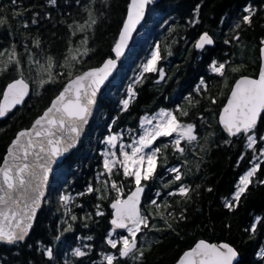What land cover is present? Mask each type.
Returning a JSON list of instances; mask_svg holds the SVG:
<instances>
[{
	"label": "trees",
	"instance_id": "1",
	"mask_svg": "<svg viewBox=\"0 0 264 264\" xmlns=\"http://www.w3.org/2000/svg\"><path fill=\"white\" fill-rule=\"evenodd\" d=\"M129 4L130 0H56L54 5L49 0H0V18L6 21L0 24V52H4L0 67L8 65V70L0 74V93L19 76L33 87L23 105L0 118V165L17 132L31 126L70 78L114 55ZM249 6L254 10L251 24L242 19L248 15L245 9ZM90 14L96 24L81 31V25L90 23ZM206 31L213 36L214 45L196 48V41ZM86 37L85 45L82 41ZM263 43L264 0L152 2L117 74L102 92L80 145L55 168L31 234L24 242H0V264H107L104 254L118 255L121 245L113 249L107 244L113 229L110 202L117 196L110 183H123L122 197L135 185L132 178L123 176L122 170L117 175L114 169L111 177L105 173L102 153L106 137L120 135L116 144L120 153L121 143L132 144L142 134L143 117L178 107L188 113L181 116L177 112L178 119L195 125L197 140H182L183 153L175 150L174 136L156 140L155 146L161 148L156 174L143 182L147 185L143 208L144 215L149 216V227L141 226L136 237L144 255L138 260L132 256L119 258L114 264H175L200 239L231 243L241 255L237 264H263L264 162L238 206L231 210L225 207V198L232 197L240 176L258 162L254 158L264 148V141L259 140L264 135V114L255 129L259 141L255 151L246 147L245 135L232 138L219 123L220 110L235 80L244 74L258 75ZM157 44L163 57L158 67L164 69L166 76L160 80L158 73H144V78L135 84V99L124 111L121 101L127 98L128 86L137 80L141 65ZM86 48L90 50L88 54L80 55ZM13 52L19 65L9 63L8 54ZM74 54L80 62L71 59ZM49 58L53 62L50 69ZM214 60L227 62L224 76L211 71ZM232 68L239 71L233 72ZM49 72L56 82L40 87ZM202 79L206 88L201 85ZM165 144L167 148L163 147ZM173 167L180 169V181L173 182L176 173L168 171ZM105 180L109 181L107 189ZM180 185L190 188L187 196H169ZM89 186L99 192H86ZM66 194L75 197L67 207L60 199ZM152 200L160 205L158 209ZM98 211L103 215H97ZM73 215L76 220L71 219ZM257 217L261 221L256 231H246ZM126 233L115 230L112 238L119 239ZM49 247L54 259L46 255ZM78 247L87 255H73Z\"/></svg>",
	"mask_w": 264,
	"mask_h": 264
},
{
	"label": "snow or ice",
	"instance_id": "2",
	"mask_svg": "<svg viewBox=\"0 0 264 264\" xmlns=\"http://www.w3.org/2000/svg\"><path fill=\"white\" fill-rule=\"evenodd\" d=\"M49 2L54 5L56 0H49ZM151 2L152 0H130L127 17L113 48L116 59L109 57L100 67L90 68L74 78H70L59 95L52 100L50 106L35 120L32 127L21 130L13 140L4 164L0 166V242L14 244L23 241L28 235L36 211L40 207L41 198L44 196V184L48 173L51 171V164L57 157L68 152L76 145L84 125L88 123V117L91 115L92 107L96 103L97 93L116 68L118 58L124 54V49L127 48L132 33L143 20L145 9ZM198 11L199 6H197V14ZM245 11L248 15L243 16V22L251 24L254 10L249 6ZM89 18L90 23L86 22L85 25L80 26L81 31H84L85 27L90 29L96 24V20L91 17V14ZM5 22V19L0 18V24ZM196 22L198 21H192V23ZM236 27L239 28L240 25L237 24ZM235 38L238 39L239 37ZM82 43L87 44V37ZM214 43L213 37L208 32H204L199 36L195 47L203 49L206 45L211 46ZM225 43H229V41H225ZM38 44L39 41H37ZM88 51L90 50L86 48L80 55L86 56ZM3 55L4 52H0V56ZM71 59L80 62L78 55H72ZM162 59L160 45L157 44L147 62L141 65L142 71L137 80L128 86L127 98L121 101L124 111L135 99L137 95L135 84L144 78V73H158L160 80L165 78L164 69L158 67ZM8 60L9 63L17 65L20 63L18 59L14 58V52L8 54ZM52 63L51 58H49V69L52 67ZM226 64L227 62L218 63L214 60L210 65L211 71L224 76ZM64 66H67V64ZM7 70L8 65L4 64L0 67V74ZM231 70L233 72L239 71L238 68H232ZM68 75L71 77L72 73L69 72ZM54 82L56 81L52 79L51 72H49L48 79L40 81V87H43L46 83ZM201 85L207 87L203 79ZM199 90L200 87L198 86L197 91ZM28 94L29 85L23 78L8 83L0 93L2 95V99H0V117L6 116L13 108L21 104ZM212 102L215 103V100L213 99ZM177 112L181 116L188 114L178 107L175 111L160 109L158 113L151 117H143L141 120L143 133L138 139L134 138L132 144L126 146L121 143L120 156H117L116 152L111 150L102 153L104 156L103 168L109 177L113 175L114 169L117 175L122 170L123 176L132 178L135 185V190L126 199H122L123 183L121 182L118 186L116 180H111L110 187L117 194L111 203V208L115 210V216L111 220V224L114 226L112 232H115L116 229H126L128 235L113 239L112 232L109 233L107 244L113 249H117L118 245L121 246L118 249V255L111 253L103 255V259L107 264H114V261L119 258L130 256L138 260L144 255L143 250L138 248L136 240L137 234L142 231L141 226L143 228L149 227V216L142 213L140 206V197L144 192L142 182L151 180L155 176L158 167V156L161 153L160 147H152V145L158 138L171 137L175 133L176 139L173 141V146L175 150L183 153L184 149L180 147L182 140H187L190 143L197 140L195 125L182 123L177 117ZM262 114H264V66L261 67L258 78L241 76L235 81L227 104L220 115V123L230 136L245 135L246 147L255 151L259 142L255 129L258 121L262 118ZM154 120L156 121L155 124H153ZM113 123H115V120ZM119 139V134H111L106 137V142L111 148H115ZM259 140L264 141V135H261ZM225 142L228 143L229 141ZM163 147L167 148L168 145L165 144ZM262 158H264V148L259 149V155L254 158L258 162L252 163V167L240 176L232 197L230 199L225 198V207L231 210L238 206L241 195L247 191L248 186L253 182L252 177L260 169V163L264 162ZM240 159L243 160L244 156L242 155ZM168 171L176 173L173 182L181 180L182 174L178 167L170 168ZM103 183L105 189H107L109 181L105 180ZM93 191L99 192V189H93L89 186L86 190L88 193ZM189 191V187L180 185L175 191L170 192L169 196L177 194L187 196ZM85 194L79 193L78 195ZM157 196H159V193H157ZM60 199L67 207V204L75 197L66 194L62 195ZM151 204L157 209L160 207L156 200H152ZM97 215H103V213L98 211ZM181 218H183V213H181ZM71 219L76 220L77 217L73 215ZM260 221L261 218L257 217L251 228L246 229V231L255 232ZM57 239H59V236ZM87 239L91 240L92 237ZM45 252L48 258L54 259L52 248H46ZM137 253L138 255H136ZM73 255L83 257L87 253L78 247L74 250ZM261 255H264V252ZM237 257V250L228 243L215 244L200 240L194 247L184 252L178 264H233Z\"/></svg>",
	"mask_w": 264,
	"mask_h": 264
},
{
	"label": "water",
	"instance_id": "3",
	"mask_svg": "<svg viewBox=\"0 0 264 264\" xmlns=\"http://www.w3.org/2000/svg\"><path fill=\"white\" fill-rule=\"evenodd\" d=\"M155 1H157V0H152V2H155ZM151 2V3H152ZM151 3H149L148 5H147V7H146V9H145V15H144V18H143V20H141V22L136 26V30L132 33V37H131V39L128 41V46H127V48L126 49H124V54L121 56V57H119L118 58V61H117V66H116V68L112 71V74L108 77V79L104 82V84L101 86V88H100V91L97 93V97H96V103L93 105V107H92V113H91V115L88 117V123L86 124V125H84V128H83V131H82V133H81V135L79 136V138H78V141H77V143H76V145L72 148V149H70L68 152H66V153H64L63 155H61V156H59V157H57L56 159H55V161L51 164V171L48 173V177H47V180H46V182H45V184H44V196L41 198V204H40V207L37 209V211H36V214H35V217H34V221H33V224H32V227H31V229L29 230V232H28V235L25 237V239L22 241V242H24V241H26L27 240V238L29 237V235L31 234V232H32V230H33V228H34V226H35V223H36V221H37V217H38V214H39V212L42 210V208H43V206H44V203H45V200H46V197H47V195H48V190H49V183H50V180H51V178H52V174H53V172H54V170H55V168L57 167V165H59L60 163H62L79 145H80V143H81V141H82V139L84 138V136H85V134H86V132H87V128H88V126L90 125V123H91V121H92V118H93V116H94V113H95V109H96V106H97V103H98V100H99V98H100V95H101V93L104 91V89L107 87V85L109 84V82L113 79V77L117 74V72H118V70H119V68H120V65H121V61L125 58V56L127 55V53H128V51H129V49H130V46H131V44H132V41H133V39H134V36H135V34H136V32L138 31V29H139V27L145 22V20H146V18H147V16H148V11H149V6H150V4ZM127 12H128V10H127ZM126 17H127V14H126ZM126 19V18H125ZM123 27V26H122ZM122 29V28H121ZM207 32V31H206ZM204 33V32H203ZM209 33V32H208ZM209 35L210 36H212L210 33H209ZM213 37V36H212ZM199 39V38H198ZM214 39V38H213ZM207 46V45H206ZM109 57H111V58H113V59H116V56H115V52H114V55L113 56H109ZM108 57V58H109ZM107 59V58H106ZM105 59V60H106ZM104 60V61H105ZM103 64V63H102ZM102 64H100V65H98V66H93V67H90V68H94V67H100ZM262 66H264V43L261 45V65H260V69H261V67ZM90 68H87L86 70H84V71H87V70H89ZM84 71H82V72H84ZM260 71V70H259ZM81 72V73H82ZM81 73H78L77 75H79V74H81ZM259 74V73H258ZM76 76V75H75ZM75 76H73L72 78H74ZM241 76H249V77H251V78H258V75H256V76H254V75H247V74H244V75H241ZM241 76H239L237 79H239ZM20 78H23L24 79V81L29 85V94L27 95V96H25L24 97V100H23V102L21 103V104H19V105H17L15 108H17V107H19V106H21V105H23L24 104V102L26 101V99L31 95V93H32V91H33V87H32V84L25 78V77H18V78H15V79H13V80H16V79H20ZM236 79V80H237ZM12 80V81H13ZM235 80V81H236ZM12 81H10L9 83H11ZM68 82V81H67ZM66 82V83H67ZM234 84H235V82H234ZM234 84H233V86L232 87H234ZM6 88V87H5ZM63 90V89H62ZM61 90V91H62ZM60 91V92H61ZM59 92V93H60ZM230 93H231V91H230ZM230 93H229V96H230ZM59 95V94H58ZM229 96H228V98H229ZM55 98V97H54ZM228 98H227V100H226V102H225V104H224V106L227 104V101H228ZM2 99V98H1ZM51 104V103H50ZM50 106V105H49ZM48 106V107H49ZM224 106L221 108V110H220V113H219V123H220V115L222 114V111H223V108H224ZM15 108H13L6 116H4V117H0V118H5V117H7ZM46 110V109H45ZM44 110V111H45ZM43 111V112H44ZM43 114V113H42ZM42 114H40L37 118H39ZM263 115V114H262ZM36 118V119H37ZM35 119V120H36ZM35 120L33 121V123L35 122ZM261 120V119H260ZM260 120L258 121V124H257V126L259 125V123H260ZM33 123L31 124V126L30 127H27V128H23V129H30L31 127H32V125H33ZM220 125H221V127H222V129L224 130V127H223V125L220 123ZM23 129H21V130H23ZM21 130H19L18 132H17V134L21 131ZM225 131V130H224ZM226 132V131H225ZM17 134H16V136H17ZM226 134H228L227 132H226ZM229 135V134H228ZM16 136L13 138V140L16 138ZM230 136V135H229ZM238 136V135H237ZM230 137H232V138H235L236 136H230ZM13 140L11 141V143L9 144V146H8V149H7V152H6V154H5V156H4V159H3V161H2V163H1V165L0 166H3V164H4V160H5V158H6V156H7V154H8V150H9V147H10V145L12 144V142H13ZM142 186H144V192L141 194V197H140V206H141V210H142V213H143V204H144V199H145V195H146V192H147V187H146V185H144V184H142ZM135 190V186L133 187V189L126 195V196H124V197H122V199H126L127 198V196L132 192V191H134ZM114 201V199L113 200H111V202H110V206H111V203ZM113 210V214H112V217H111V220L114 218V216H115V210L114 209H112ZM144 214V213H143ZM111 220H110V222H111ZM112 225V224H111ZM113 226V225H112ZM114 227V226H113ZM117 231H119V232H121V231H126V229H116ZM200 240H204V241H207V242H209V243H215V244H221V243H228V244H230L231 246H233L231 243H229V242H227V241H222V242H211V241H208V240H206V239H200ZM199 240V241H200ZM198 241V242H199ZM197 242V243H198ZM2 243H6V242H2ZM195 246V245H194ZM193 246V247H194ZM234 247V246H233ZM192 248V247H191ZM191 248H189V249H187L186 251H188V250H190ZM235 248V247H234ZM236 249V248H235ZM237 250V249H236ZM185 251V252H186ZM237 252H238V257H237V260H235V261H233V264H237L238 262H239V260H240V258H241V255H240V253H239V251L237 250ZM184 254V253H183ZM183 254L181 255V257L183 256ZM181 257L178 259V261L175 263V264H178V262H179V260L181 259Z\"/></svg>",
	"mask_w": 264,
	"mask_h": 264
},
{
	"label": "rangeland",
	"instance_id": "4",
	"mask_svg": "<svg viewBox=\"0 0 264 264\" xmlns=\"http://www.w3.org/2000/svg\"><path fill=\"white\" fill-rule=\"evenodd\" d=\"M167 110H171V109H167ZM160 110H158L156 113H158ZM155 113V114H156ZM155 114H151V115H148V117H151V116H153V115H155ZM181 121V120H180ZM182 122V121H181ZM156 123V121L154 120L153 121V124H155ZM183 123V122H182ZM185 124V123H184ZM142 133H143V131H142ZM114 134V133H113ZM111 135V134H110ZM109 136V135H108ZM107 136V137H108ZM172 136H174L173 138L174 139H176V134L174 133ZM139 138V137H138ZM138 138H136V139H138ZM156 142V141H155ZM152 147H157V146H155V143L152 145ZM106 150H111V151H114V152H116V154H117V156H120V153L116 150V147L115 148H111V146L110 145H108L107 144V142H105V149H104V152L106 151ZM147 151V150H146ZM143 183V182H142ZM143 213H144V210H143ZM127 232V231H126ZM125 235H128V233H126V234H123L122 236H125ZM264 264V263H263Z\"/></svg>",
	"mask_w": 264,
	"mask_h": 264
}]
</instances>
